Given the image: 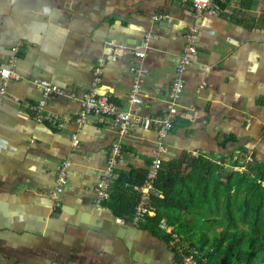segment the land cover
<instances>
[{"label": "crops", "instance_id": "1", "mask_svg": "<svg viewBox=\"0 0 264 264\" xmlns=\"http://www.w3.org/2000/svg\"><path fill=\"white\" fill-rule=\"evenodd\" d=\"M193 29L196 52L178 72L176 57ZM13 56L19 79L0 75V264H179L144 226L118 224L95 205V183L114 143L121 147L116 170L126 172L189 152L264 164V0L215 1L200 14L190 0H0V70ZM99 61L98 91L123 110L129 69L144 70L146 117L162 115L172 82L183 81L173 128L162 139L140 126L120 138L106 119L78 126L80 99ZM33 79L58 92L44 97ZM40 101L42 114L68 123H37ZM64 160L69 184L55 206L49 194Z\"/></svg>", "mask_w": 264, "mask_h": 264}, {"label": "trees", "instance_id": "2", "mask_svg": "<svg viewBox=\"0 0 264 264\" xmlns=\"http://www.w3.org/2000/svg\"><path fill=\"white\" fill-rule=\"evenodd\" d=\"M231 163L245 172L231 171L205 155L163 161L154 184L161 197L152 198L155 216L148 218L147 231L169 244L171 235L158 227L164 219L207 264H264V164L245 163L243 157ZM145 172L116 170L103 204L113 216L129 222L138 201L134 188L142 185ZM191 211L218 218H184Z\"/></svg>", "mask_w": 264, "mask_h": 264}, {"label": "built area", "instance_id": "3", "mask_svg": "<svg viewBox=\"0 0 264 264\" xmlns=\"http://www.w3.org/2000/svg\"><path fill=\"white\" fill-rule=\"evenodd\" d=\"M187 1V0H182ZM215 1L223 0H190L192 11L195 14H200L210 9ZM166 16L156 15L153 17L154 21L165 20ZM197 32L192 30L185 37V44L181 53L176 57L175 65L176 71L181 72L190 63V57L196 52ZM14 55L18 52V48L10 49ZM136 57L143 58V53L137 52ZM14 56L10 59L7 66L0 70V75L3 79L11 78L18 80L19 77L13 70ZM103 62L99 61L92 71V82L89 90L83 94L80 99V111L76 118L78 126H83L90 120L106 119L112 122L118 129L120 138H124L135 127L140 126L144 129H154L162 139L172 128L173 121L177 116V102L183 91L184 85L180 78L175 79L170 87L166 110L160 116L146 117L142 116L143 94L140 89L141 78L144 70L137 68H130L129 71L133 76L132 88L127 99V108L123 110L119 105L111 101L107 96L99 93V85L101 82ZM33 84L42 91L43 96L47 97L53 93H57L56 86L39 79H33ZM44 102L40 101L34 108L33 118L41 124L47 123L57 129L63 128L68 123V119L60 117L53 113L42 114L41 109ZM74 147L78 142L76 137H71ZM163 151L162 148H159ZM121 156V147L119 143H114L108 153L106 164L103 169L99 171L97 181L95 183V205L102 208L103 204L109 199L110 188L117 178L116 166L118 159ZM186 156L192 160L200 156L198 152H189ZM254 158L248 157L245 163L254 162ZM162 159L157 156L154 157L151 163L146 168L145 178L141 186L135 187L134 190L138 192V201L134 209L133 216L126 222L124 219L116 218L115 222L118 224L132 225L134 228H140L147 224L148 218L155 216V210L152 206L153 197H161L155 189L154 184L158 173L161 169ZM217 164L228 167L231 171H241L243 168L234 167L226 162V160L216 161ZM70 163L67 160L60 162L55 171L54 187L49 196L54 202L55 206H59L60 196L67 189L69 184L68 171ZM158 227L166 234L171 235L169 245L174 249L178 257L179 264H207L204 258L197 250L188 249L187 245L181 243L180 238L173 233V229L167 226L165 220L162 219Z\"/></svg>", "mask_w": 264, "mask_h": 264}, {"label": "rangeland", "instance_id": "4", "mask_svg": "<svg viewBox=\"0 0 264 264\" xmlns=\"http://www.w3.org/2000/svg\"><path fill=\"white\" fill-rule=\"evenodd\" d=\"M191 213V214H190ZM190 213H185L184 214V218H190V217H192V218H195V219H197L199 222H203V220L204 219H206V218H218L217 216H208L206 213H204V212H196V211H191ZM190 216V217H189ZM216 233V231H214V232H212L211 233V236L213 235V234H215ZM185 244V243H184ZM187 245V244H186Z\"/></svg>", "mask_w": 264, "mask_h": 264}, {"label": "water", "instance_id": "5", "mask_svg": "<svg viewBox=\"0 0 264 264\" xmlns=\"http://www.w3.org/2000/svg\"><path fill=\"white\" fill-rule=\"evenodd\" d=\"M111 219H114V217H112ZM128 226L134 228L132 225H128Z\"/></svg>", "mask_w": 264, "mask_h": 264}]
</instances>
